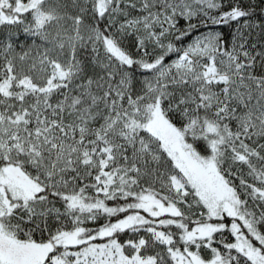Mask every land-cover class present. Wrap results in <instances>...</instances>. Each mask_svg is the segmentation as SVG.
Returning a JSON list of instances; mask_svg holds the SVG:
<instances>
[{
	"label": "snow or ice",
	"instance_id": "6c2138e0",
	"mask_svg": "<svg viewBox=\"0 0 264 264\" xmlns=\"http://www.w3.org/2000/svg\"><path fill=\"white\" fill-rule=\"evenodd\" d=\"M0 264H264V0H0Z\"/></svg>",
	"mask_w": 264,
	"mask_h": 264
}]
</instances>
